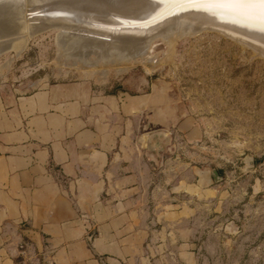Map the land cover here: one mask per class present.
<instances>
[{"label":"crops","instance_id":"crops-1","mask_svg":"<svg viewBox=\"0 0 264 264\" xmlns=\"http://www.w3.org/2000/svg\"><path fill=\"white\" fill-rule=\"evenodd\" d=\"M140 101L69 85L0 106V264H195L206 186L169 158L170 121L143 138Z\"/></svg>","mask_w":264,"mask_h":264},{"label":"rangeland","instance_id":"rangeland-1","mask_svg":"<svg viewBox=\"0 0 264 264\" xmlns=\"http://www.w3.org/2000/svg\"><path fill=\"white\" fill-rule=\"evenodd\" d=\"M56 33L32 37L19 55L14 44L1 48L0 106L46 87L69 85L105 98L118 93L142 97V136L154 139V129L170 121L174 139L169 158L201 170L214 168L223 177L206 186L194 263L264 264L262 55L222 34L199 31L172 42V55L169 43L155 40L151 61L125 62L130 67L123 64L126 70L122 63L101 61L90 48L86 53L95 54L86 56L88 63L65 57L57 48ZM246 157L254 159L252 169L244 168ZM197 181L192 175L190 183L198 193L202 188Z\"/></svg>","mask_w":264,"mask_h":264},{"label":"bare ground","instance_id":"bare-ground-1","mask_svg":"<svg viewBox=\"0 0 264 264\" xmlns=\"http://www.w3.org/2000/svg\"><path fill=\"white\" fill-rule=\"evenodd\" d=\"M181 1L0 0V50L9 49L14 44L15 48L12 46V49L19 55L29 39L45 31L55 30L57 48L64 52L65 57L88 63L87 57L94 49L101 61L122 63L120 66L123 68L125 62L131 65L150 62V50L157 39L169 43L168 48L172 44L174 47L175 43L172 42L177 39L198 34L201 28H206L205 24H214L224 28L221 30L230 38L249 40L258 46L254 53L264 56V43L256 37L264 35V31L259 30V21L251 19L250 25L241 24L232 12L218 6H179ZM189 10L193 11L168 20L156 29L148 27L162 18L161 14L170 15ZM125 18L137 21L149 19L150 22L133 25L128 23L134 22H128ZM238 27H244L245 32L237 31ZM241 45L248 46L243 42ZM86 48L92 51L86 53ZM170 51L169 48V54L173 49Z\"/></svg>","mask_w":264,"mask_h":264},{"label":"water","instance_id":"water-1","mask_svg":"<svg viewBox=\"0 0 264 264\" xmlns=\"http://www.w3.org/2000/svg\"><path fill=\"white\" fill-rule=\"evenodd\" d=\"M179 6H189L190 4L188 3H185L183 1L179 2L178 3ZM215 6H218L219 8L221 9H225V10H228L229 12H232L233 13V17H235V19L238 20V22H241V24H245V25H250V20L249 18H246L247 17V13L249 12H254L255 10L253 9H246V8H232V7H229L225 4H217ZM193 10H189V11H185V12H179V13H173V14H170V15H166V14H161V17L159 20L155 21L154 23L148 25V27H154V29L158 28L160 25L166 23L168 20H172V19H175L177 16L181 15V14H185V13H188V12H192ZM231 13V14H232ZM165 15V16H164ZM57 16V15H55ZM59 17H61V15H59ZM128 22H134V23H128V24H133V25H139V24H147L150 22L149 19H146V20H142V21H137V20H132L130 18H125ZM253 21H259L258 19H252ZM206 28H201L202 30H199L200 31H211V32H216V33H219V34H222L224 35L225 37L231 39L232 41H235L239 44H242L243 43H246L248 46H246L247 48H249L250 50H254V49H257L258 46H254L253 43L249 42V40H243L241 38H230L229 36H227V34H224L225 32L221 29H224L222 27H219V26H215L214 24H205ZM234 28V27H233ZM235 29V28H234ZM245 28L244 27H238L237 31L243 33L245 32L244 31ZM238 32V33H239ZM256 37H259V40H261V42L264 43V35L263 34H259L258 36ZM256 45V44H255ZM259 55V54H258ZM264 58V56H262ZM153 135L151 136H144L143 138L144 139H149L151 138ZM153 138V137H152ZM243 163H244V168L245 169H252L254 167V159L252 157H246L244 158L243 160ZM207 174H208V179H209V182L207 180ZM198 177H199V183L202 185L204 184L205 186H207L208 184H218L220 182L223 181V177L219 174V172L216 170V169H209L208 171L205 169L203 170H199L198 171Z\"/></svg>","mask_w":264,"mask_h":264},{"label":"snow or ice","instance_id":"snow-or-ice-1","mask_svg":"<svg viewBox=\"0 0 264 264\" xmlns=\"http://www.w3.org/2000/svg\"><path fill=\"white\" fill-rule=\"evenodd\" d=\"M192 6H215L225 4L232 8L253 9L247 13V18L259 20V30L264 31V0H183Z\"/></svg>","mask_w":264,"mask_h":264},{"label":"built area","instance_id":"built-area-1","mask_svg":"<svg viewBox=\"0 0 264 264\" xmlns=\"http://www.w3.org/2000/svg\"><path fill=\"white\" fill-rule=\"evenodd\" d=\"M87 239H88V240H91V239H92V235H88V236H87Z\"/></svg>","mask_w":264,"mask_h":264},{"label":"trees","instance_id":"trees-1","mask_svg":"<svg viewBox=\"0 0 264 264\" xmlns=\"http://www.w3.org/2000/svg\"><path fill=\"white\" fill-rule=\"evenodd\" d=\"M219 174H221V172L219 171Z\"/></svg>","mask_w":264,"mask_h":264}]
</instances>
